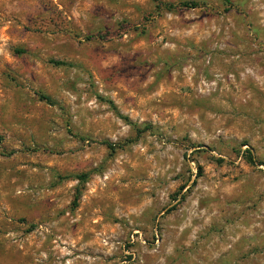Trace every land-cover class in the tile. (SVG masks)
Wrapping results in <instances>:
<instances>
[{"label":"rangeland","instance_id":"374dc122","mask_svg":"<svg viewBox=\"0 0 264 264\" xmlns=\"http://www.w3.org/2000/svg\"><path fill=\"white\" fill-rule=\"evenodd\" d=\"M0 264H264V0H0Z\"/></svg>","mask_w":264,"mask_h":264},{"label":"trees","instance_id":"16d2710c","mask_svg":"<svg viewBox=\"0 0 264 264\" xmlns=\"http://www.w3.org/2000/svg\"><path fill=\"white\" fill-rule=\"evenodd\" d=\"M180 5L183 6V7H187V4H186V3H182V4H180ZM190 6H191V7H195L196 5L190 3ZM55 64H57V65H61V63H55ZM39 98H40V100L45 101L46 103H49V102H50L49 98L46 97V96L40 95ZM115 113H116V112H115ZM122 119H123L124 121H126L125 118H122ZM148 128H149L148 126H143V128H141V129L135 128L134 131H135V134L138 135V134H140L142 131H146ZM129 142H130V140H125L124 143H121V144H112V143H109V142L104 141V142H102V144H103V145H104V146H105L110 152H112V151H114V149L119 148V147H121L122 145H125V144H127V143H129ZM247 152H248V151H247ZM79 177L82 178L83 175H80Z\"/></svg>","mask_w":264,"mask_h":264}]
</instances>
